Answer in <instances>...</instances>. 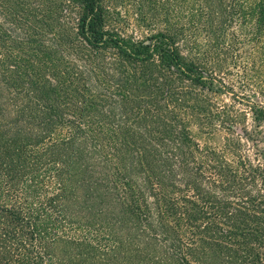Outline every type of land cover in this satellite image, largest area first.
I'll list each match as a JSON object with an SVG mask.
<instances>
[{
  "label": "trees",
  "instance_id": "16d2710c",
  "mask_svg": "<svg viewBox=\"0 0 264 264\" xmlns=\"http://www.w3.org/2000/svg\"><path fill=\"white\" fill-rule=\"evenodd\" d=\"M131 1L0 0V264H264V0Z\"/></svg>",
  "mask_w": 264,
  "mask_h": 264
},
{
  "label": "rangeland",
  "instance_id": "374dc122",
  "mask_svg": "<svg viewBox=\"0 0 264 264\" xmlns=\"http://www.w3.org/2000/svg\"><path fill=\"white\" fill-rule=\"evenodd\" d=\"M122 3V4H121ZM132 1L131 0H120V2L118 3L117 7L121 8V13L122 16L124 17V19L126 18L123 26H121L122 31L124 32V34L126 36L129 35H135L138 38H143L146 37L147 35H149L150 33H154L153 31H155L156 29H160L161 27H154L152 25V29L151 30H146L145 28H142L138 25L136 18L134 17V13H133V9H132ZM248 45H245L244 49H247ZM231 75L229 77L230 80L235 79L236 77V72L235 70L231 69ZM217 103L219 106H224V105H232L236 110H241L243 109V106L233 102L232 98L230 97V94H225V93H221L219 95V98L217 100ZM245 127L248 131H255L257 130L255 128L254 123L251 120V116H248L245 122ZM193 132H197V129L192 128ZM261 136L263 137L262 140H260V142L257 144L258 145V149L260 151L264 152V128L261 129ZM259 134V132H258ZM222 136H225V133L220 132L214 136H197V138L200 140V142L204 143L207 142L209 145L213 146V147H220L222 145ZM256 150V148L250 147V151H252V153Z\"/></svg>",
  "mask_w": 264,
  "mask_h": 264
}]
</instances>
